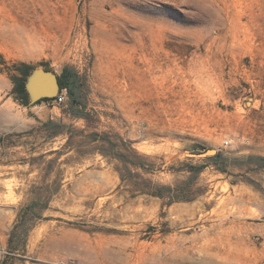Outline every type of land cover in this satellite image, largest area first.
<instances>
[{
    "label": "rangeland",
    "instance_id": "374dc122",
    "mask_svg": "<svg viewBox=\"0 0 264 264\" xmlns=\"http://www.w3.org/2000/svg\"><path fill=\"white\" fill-rule=\"evenodd\" d=\"M18 62L74 67L92 121L68 97L18 100ZM93 132L147 155L160 184L204 164V193L134 194ZM250 155L264 156V0H0V264H264V160ZM35 200L47 208L11 252Z\"/></svg>",
    "mask_w": 264,
    "mask_h": 264
},
{
    "label": "trees",
    "instance_id": "16d2710c",
    "mask_svg": "<svg viewBox=\"0 0 264 264\" xmlns=\"http://www.w3.org/2000/svg\"><path fill=\"white\" fill-rule=\"evenodd\" d=\"M13 69L16 71L12 74V80L14 82L13 92L17 99L24 104L30 102V97L26 89V81L31 74L34 66L25 62H18L13 64ZM60 83V90L66 89L68 102H69V114L74 118H84L89 123L95 117L88 110V93L89 88L86 79L80 75V73L72 66L65 65L62 72L58 76ZM55 98H42V101H52ZM54 125L56 128L60 127V124L54 121H48L45 125ZM58 129L55 133H59ZM70 136L67 144L71 145L73 139V129L70 130ZM91 142L103 141L104 144L98 148V150L111 160H117L120 164L118 171L120 173L121 182H130L133 187L134 194H149L152 196H158L165 200L167 205L180 201H192L196 199L200 194L204 193V188L195 187V181L197 174H199L205 165L195 166V174H191L187 179L178 181L174 184H160L155 182L152 178L146 176V174L154 173L155 169L151 164H146L148 156L140 154L130 142L124 141L122 138L120 143L112 139V137L105 138L98 132H93L89 135ZM105 143H107L105 145ZM59 152L58 150H56ZM221 153H217L210 158L221 157ZM250 159L264 160V156H249ZM47 208V204H41L38 200L28 203L22 207L16 219V223L11 230L8 240V248L11 252L18 249H24L26 246V240L28 232L30 230V221L41 218L40 211Z\"/></svg>",
    "mask_w": 264,
    "mask_h": 264
},
{
    "label": "water",
    "instance_id": "95a60500",
    "mask_svg": "<svg viewBox=\"0 0 264 264\" xmlns=\"http://www.w3.org/2000/svg\"><path fill=\"white\" fill-rule=\"evenodd\" d=\"M35 83L36 85L31 84ZM26 89L28 91L30 101L41 100L42 98H55L60 91V83L58 75L43 68L33 69L26 81ZM205 154L212 155L216 151L212 148L204 151Z\"/></svg>",
    "mask_w": 264,
    "mask_h": 264
},
{
    "label": "built area",
    "instance_id": "2783aa9c",
    "mask_svg": "<svg viewBox=\"0 0 264 264\" xmlns=\"http://www.w3.org/2000/svg\"><path fill=\"white\" fill-rule=\"evenodd\" d=\"M66 99H67L66 89H62L59 91L58 95L56 96L55 101H57L58 103H63L66 101Z\"/></svg>",
    "mask_w": 264,
    "mask_h": 264
},
{
    "label": "bare ground",
    "instance_id": "6f19581e",
    "mask_svg": "<svg viewBox=\"0 0 264 264\" xmlns=\"http://www.w3.org/2000/svg\"><path fill=\"white\" fill-rule=\"evenodd\" d=\"M33 84L36 85V81H35V83H34V81H33V83L31 84V86H32Z\"/></svg>",
    "mask_w": 264,
    "mask_h": 264
}]
</instances>
